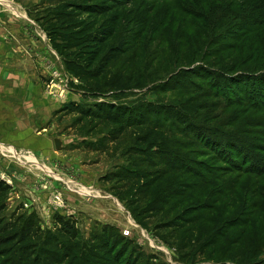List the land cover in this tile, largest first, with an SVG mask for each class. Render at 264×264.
<instances>
[{
    "label": "rangeland",
    "instance_id": "obj_1",
    "mask_svg": "<svg viewBox=\"0 0 264 264\" xmlns=\"http://www.w3.org/2000/svg\"><path fill=\"white\" fill-rule=\"evenodd\" d=\"M51 1L0 0V180L7 185L0 197L2 229L25 217L32 228L65 239L58 230L67 226L78 232L79 253L86 250L94 264H107L108 254L115 264H264V176L241 175L231 187L229 176L222 186L193 178L197 185L189 180L193 185L184 190L177 177L181 173V180L188 181V174L171 170L163 174L168 180L159 179L146 193L114 177L141 169L149 151L164 148L162 142L174 140L186 157L188 150H196L183 146L191 135L179 134L180 123L166 112L191 110L203 102H188L194 95L188 89L195 83L209 90L196 74L182 72L178 84L174 76L183 64L186 69L200 59L213 61L202 58V49L193 45L191 36L201 19L165 0L129 5L122 12L120 36L141 34V40L130 43L110 65L103 87L84 91L30 16L37 4ZM247 55L249 50L235 56L226 52L218 60L245 57L251 66L257 59L250 61ZM115 83L125 89L114 90ZM101 102L128 108L137 121V106L147 105V120L164 126L166 135L153 141L160 142L155 148L134 154L148 144L141 141L145 131L140 125L120 133L118 127L79 120L73 113ZM209 104L212 111L201 108L198 117L228 128L223 122L234 110ZM55 138L62 142L60 149ZM104 234L111 239L108 253L96 245Z\"/></svg>",
    "mask_w": 264,
    "mask_h": 264
},
{
    "label": "trees",
    "instance_id": "obj_2",
    "mask_svg": "<svg viewBox=\"0 0 264 264\" xmlns=\"http://www.w3.org/2000/svg\"><path fill=\"white\" fill-rule=\"evenodd\" d=\"M138 1L55 0L37 4L30 11V16L46 33L65 70L81 82L78 87L84 91L90 88L98 90L103 87V77L110 65L129 50L130 43L142 38L141 34L124 38L119 33L122 12ZM165 1L178 6L181 4L184 12L201 19L196 22L197 34L191 36L196 38L193 45L202 49V58L207 56L214 61L200 59L201 63L195 67L184 69L183 66L187 65L181 66L174 75L178 78L177 84L182 82L181 73L189 72L206 80L203 83L208 84L209 90L204 91L201 84L195 83L194 88L186 90L190 95H195L188 102L193 98L204 101L191 110L185 105L180 111L166 112V116H172L180 123L179 134L191 135L192 141L182 142L183 146L191 145L196 150H188V158L178 153L181 146L174 140L169 141L171 145L162 142L164 148L149 151L147 164L141 169H131L126 175L114 177L118 181H126L132 190L146 193L159 179L168 180V175L163 174L171 170L188 174V181L181 180V173L177 177L184 190L193 185L189 183V180L194 183L193 178L201 179L206 186H222L226 176H229L227 183L231 187L241 175L264 176V0H230L228 5L225 0ZM203 36L207 42L205 39L202 43ZM247 50L250 61L257 59L249 62L251 66L243 61L245 57L240 59L236 56L234 60L232 56L229 62L227 59L218 60L226 52H232L235 56ZM256 51L258 54L254 53ZM138 81L147 84L146 81ZM113 87L120 90L124 85L115 83ZM213 97L217 98L215 102L210 100ZM210 102L214 105L224 104L221 105L223 110H234L227 122H223L228 128L207 123L198 117L202 114L199 112L201 108L211 109ZM73 113L79 115V120L99 121L118 127L120 133L131 126L140 125L145 131L141 141L145 140L148 144L136 150L134 154L138 155H142L141 152L146 149L155 148L154 144L160 142L153 141L162 140L166 135L164 126L158 127L157 123L151 124L153 121L147 120L151 109L144 104L137 106L135 114L140 117L138 121L128 108L109 102L97 103L92 109L77 108ZM174 133L170 135L174 136ZM203 157L206 159H200ZM6 188L7 185L0 180V197ZM7 229L9 231H3ZM58 231L65 239L58 234H46L40 228H32L25 217L7 223V228L3 226V229L0 223V264H94L93 257H89L85 249V254L79 253L82 243L77 231L67 226H62ZM110 244V236L106 234L96 242L103 253H108ZM52 246L58 250L52 252ZM108 256L110 263L107 260V264H115L109 259L111 255Z\"/></svg>",
    "mask_w": 264,
    "mask_h": 264
},
{
    "label": "water",
    "instance_id": "obj_3",
    "mask_svg": "<svg viewBox=\"0 0 264 264\" xmlns=\"http://www.w3.org/2000/svg\"><path fill=\"white\" fill-rule=\"evenodd\" d=\"M55 145L57 149H60V147L62 146V142L59 138H55Z\"/></svg>",
    "mask_w": 264,
    "mask_h": 264
}]
</instances>
